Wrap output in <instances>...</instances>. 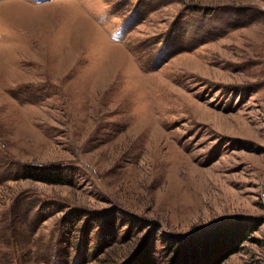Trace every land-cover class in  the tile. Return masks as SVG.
<instances>
[{
    "label": "rangeland",
    "instance_id": "374dc122",
    "mask_svg": "<svg viewBox=\"0 0 264 264\" xmlns=\"http://www.w3.org/2000/svg\"><path fill=\"white\" fill-rule=\"evenodd\" d=\"M237 222L221 264H264V0H0V264H169Z\"/></svg>",
    "mask_w": 264,
    "mask_h": 264
},
{
    "label": "trees",
    "instance_id": "16d2710c",
    "mask_svg": "<svg viewBox=\"0 0 264 264\" xmlns=\"http://www.w3.org/2000/svg\"><path fill=\"white\" fill-rule=\"evenodd\" d=\"M32 176L38 182L64 184L60 172L50 175L44 172ZM250 228L247 223H229L196 239L170 244L168 249L173 253V257L170 258L169 264H221L239 251L252 230Z\"/></svg>",
    "mask_w": 264,
    "mask_h": 264
},
{
    "label": "bare ground",
    "instance_id": "6f19581e",
    "mask_svg": "<svg viewBox=\"0 0 264 264\" xmlns=\"http://www.w3.org/2000/svg\"><path fill=\"white\" fill-rule=\"evenodd\" d=\"M90 27H92L90 24H88Z\"/></svg>",
    "mask_w": 264,
    "mask_h": 264
}]
</instances>
